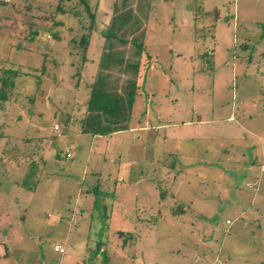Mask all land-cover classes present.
Here are the masks:
<instances>
[{
  "label": "rangeland",
  "instance_id": "374dc122",
  "mask_svg": "<svg viewBox=\"0 0 264 264\" xmlns=\"http://www.w3.org/2000/svg\"><path fill=\"white\" fill-rule=\"evenodd\" d=\"M56 1L0 0V60L24 72L0 105V264H264V0H129L144 52L116 45L107 70L120 0H90L79 77L63 30L75 20L38 19ZM36 24L62 39H26ZM101 71L135 94L123 127L95 135L79 115ZM31 161L34 191L20 184Z\"/></svg>",
  "mask_w": 264,
  "mask_h": 264
},
{
  "label": "trees",
  "instance_id": "16d2710c",
  "mask_svg": "<svg viewBox=\"0 0 264 264\" xmlns=\"http://www.w3.org/2000/svg\"><path fill=\"white\" fill-rule=\"evenodd\" d=\"M129 4V0H120L117 4L114 2L110 23H108L109 25H107L105 31L102 33L104 38V52L99 60V67L102 70H107L112 63L119 61V58H116V54L114 53V47L116 45L131 44L141 56L142 52H144V44H142L140 40L143 34L142 15L136 13ZM27 8H29V6H26V9ZM117 8H123V10H118ZM214 11L217 16L218 10L215 9ZM96 12L97 4L92 6L90 0H57L54 5L50 6V10H44L43 15H38V19L49 21L50 23L52 22L54 26H66L64 21L56 19L58 14L67 15L75 20L74 23L71 22L63 30H65L68 35L67 45L69 55L77 58L76 61L72 63L75 65L78 77L81 75L82 67L88 61L87 52L91 37L97 28ZM28 24H30L31 27L32 23L29 22ZM39 28H45L44 30L49 31L51 36L56 40L62 39L58 32L50 30L52 26L45 27L41 24H36L34 29H30L25 35V38L34 40L35 37L40 34ZM125 29L126 31L124 34H130L132 37L127 38V36H121ZM209 52L207 54L210 55L211 53ZM145 56L151 59L148 54ZM141 60L136 63H127L126 66L132 67L138 72V66ZM2 62L5 61L0 60V105L9 100L10 92L15 86V79L24 74L20 67H5ZM133 82L129 83L128 89L123 95L118 89L109 86L110 81L106 74L102 73V71L99 72L97 77L86 85L89 91L83 102V113L80 117L81 131L97 135L110 133L116 127H123L122 122L126 119L124 110L126 106H130L133 101V95L135 94V91L132 89ZM38 86L39 79L36 83V87ZM35 97L36 95L33 94L29 96V100L34 102ZM122 104L124 106H122ZM117 123L120 124L116 126L115 124ZM1 136H3V134L0 132V137ZM39 140H41L40 137ZM63 155L66 158L68 157L66 151ZM56 156L61 157V153H56ZM39 173L40 169L38 168L37 162L31 161L20 181L21 186L27 190L34 191L39 183ZM163 195L162 192V196ZM98 248L100 247H97V249Z\"/></svg>",
  "mask_w": 264,
  "mask_h": 264
},
{
  "label": "built area",
  "instance_id": "2783aa9c",
  "mask_svg": "<svg viewBox=\"0 0 264 264\" xmlns=\"http://www.w3.org/2000/svg\"><path fill=\"white\" fill-rule=\"evenodd\" d=\"M67 156L69 155L70 151L66 150ZM264 170V169H263ZM54 251L59 252V253H64V248L60 246L59 244H54L53 246Z\"/></svg>",
  "mask_w": 264,
  "mask_h": 264
},
{
  "label": "crops",
  "instance_id": "0c3cea01",
  "mask_svg": "<svg viewBox=\"0 0 264 264\" xmlns=\"http://www.w3.org/2000/svg\"><path fill=\"white\" fill-rule=\"evenodd\" d=\"M210 53V52H209ZM81 114L83 113V111L82 112H80ZM79 117H81L80 115H79ZM74 120V119H73Z\"/></svg>",
  "mask_w": 264,
  "mask_h": 264
}]
</instances>
